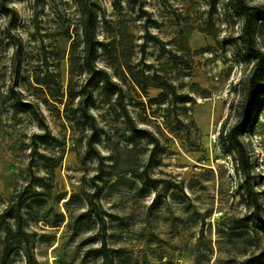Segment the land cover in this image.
<instances>
[{
    "label": "rangeland",
    "instance_id": "rangeland-1",
    "mask_svg": "<svg viewBox=\"0 0 264 264\" xmlns=\"http://www.w3.org/2000/svg\"><path fill=\"white\" fill-rule=\"evenodd\" d=\"M85 1L95 10L94 67L115 84L89 83L100 160L85 154L88 126L69 121L77 98L67 92L89 76L76 57L77 0H0V215L26 199L29 236L0 218L4 264H28L26 251L30 264H102V234L113 264H241L257 254L264 232L248 219L238 155L221 139L240 119L252 71L241 17L227 0ZM253 31L264 50V25ZM44 74L47 88L35 83ZM10 88L39 117L13 107ZM253 106L240 139L264 218V91Z\"/></svg>",
    "mask_w": 264,
    "mask_h": 264
},
{
    "label": "trees",
    "instance_id": "trees-1",
    "mask_svg": "<svg viewBox=\"0 0 264 264\" xmlns=\"http://www.w3.org/2000/svg\"><path fill=\"white\" fill-rule=\"evenodd\" d=\"M227 5L230 9H232L238 16L242 19V29L241 34L239 35V39L242 43V48L245 53V58L247 61L252 62V71L248 78V86L247 91L244 96V101L241 107L240 119L230 128H228L226 134L221 136L223 145L227 146V148L231 151L234 150L238 155L240 162V170L243 174V178L239 184V187L243 189L244 196L247 201L251 202V206L253 208L254 217L249 216L248 219L254 223V226L257 227L261 232H264V218L260 214V206L257 198V192L251 183V176L247 169V159L245 157V148L243 142L240 139V135L242 134L246 124L251 118V113L253 111V105L255 104V100L257 95L264 91V85H262V75H264V50L258 48L255 44L254 40V24L262 23L264 25V4H249L247 0H227ZM78 11L80 12V41L82 43L81 54L76 56L80 61L79 67L81 70L88 73V78L82 84L77 91L68 90L67 95L70 99L77 98V105L75 108V113H78V116L73 114L70 118V122L74 124H82L87 125L90 134L86 137V155L95 156L98 160L101 159V156L98 154V151L95 148V133L97 130V126L95 124L94 117L88 112V105L91 101L92 92L89 86L91 78L98 76L103 79V85L107 87H114V83L110 82L108 75L101 69H95L94 61H95V52L98 41L95 37V10L93 7L86 3L85 0H77ZM15 55H19L20 50L16 48ZM143 59L144 49L141 52ZM74 53H71L69 58L70 63L74 60ZM143 75V74H142ZM51 74H44L41 78L36 79V84L40 86H45L46 88L49 85V77ZM144 77V76H143ZM143 89L145 85L139 84ZM156 87L164 88L165 90L170 89L172 95H175L173 90V86L166 85H156ZM8 93L14 95L13 98V107H17L20 109H24L36 117L38 116V111L34 107L31 102L24 101L19 97H16L15 91L10 88ZM127 124L133 132H140L142 130L136 129L132 120L127 117ZM21 196V195H19ZM26 201V199L20 200L18 204L15 205V209L12 206H7L4 211L1 213L0 218L2 221H6L8 218H13L15 220V229L16 235L19 236L20 240L28 243V234L22 229L21 221L22 216L20 213L21 205ZM89 211L94 213L96 220L100 225V229L103 231L105 227V222L102 215L93 210V208H89ZM11 234L10 226L6 222L5 227V244L3 251L7 248V240L9 239ZM109 251L106 248V241L104 235L100 237V246L97 248V252L102 257V264H113V260L108 256L107 252ZM26 256L28 257V264H30L32 257L29 251H26ZM0 264H4L3 256L0 257ZM195 264V263H194ZM241 264H264V247H262L259 252L255 255L245 258L241 261Z\"/></svg>",
    "mask_w": 264,
    "mask_h": 264
}]
</instances>
